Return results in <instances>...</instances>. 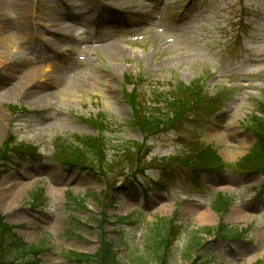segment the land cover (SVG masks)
<instances>
[{"label":"rangeland","instance_id":"rangeland-1","mask_svg":"<svg viewBox=\"0 0 264 264\" xmlns=\"http://www.w3.org/2000/svg\"><path fill=\"white\" fill-rule=\"evenodd\" d=\"M17 4L16 9L0 7V51H14L18 56L12 65L25 60L33 72L28 88L9 93V80L22 73L10 77L0 58V150L10 138L35 147L37 155L9 145V160L0 163V194L8 196L0 201L3 225L42 249V264H93L73 254L97 255L103 239L114 245L124 264H162L151 229L173 218L181 233L177 240L172 237L163 264L264 263V172L231 165L251 152L255 138L245 121L264 102V0ZM62 22L68 25L60 32L55 24ZM132 81L139 85L143 104L163 105L175 87L200 81L218 97L108 170L99 167L94 174L66 165V154H55V144L73 142L74 136L105 137L110 159L127 143L145 144L127 99ZM102 116L108 132L90 123ZM191 141L212 145L225 165L204 170L169 166L172 160L165 159L186 153ZM38 191L44 198L33 206ZM216 193L236 200L222 217L211 208ZM70 196L86 198V208ZM10 199L15 201L12 209ZM207 209L212 220L199 221L198 214ZM122 217L129 219L120 221ZM220 223L229 227V236H194ZM192 236L203 238L201 249L189 250ZM9 240L5 237V244ZM4 251L7 247H0V264L9 261Z\"/></svg>","mask_w":264,"mask_h":264},{"label":"trees","instance_id":"trees-1","mask_svg":"<svg viewBox=\"0 0 264 264\" xmlns=\"http://www.w3.org/2000/svg\"><path fill=\"white\" fill-rule=\"evenodd\" d=\"M202 88L194 87V88H183L180 92H177L172 98L168 99L167 109L171 111V114H163L160 112H143L145 110V105L141 103L137 94L135 95H127L128 101L133 106L135 113L139 114V119L135 121V124L141 130H150L154 133L160 131V127L173 123L174 120H179L183 115H186L187 110L194 107L197 104V101L202 95ZM105 119L101 118L96 121H93L95 129H104L107 127V123H104ZM251 129L254 131L256 138H258L257 146L253 149L251 154L246 157L242 162V165L245 167H264V118L254 117L252 120ZM76 141L78 142L77 146H61V151L64 152L66 165L79 166L81 168H87L94 174H98V168H102L103 170H108L111 168V164L115 162H120L123 158L133 157L134 155L139 153H135L137 146L134 144H128L125 149H123V155H119L118 158L110 159L107 151L106 144L103 138H93V137H84L78 138L76 137ZM134 148V151H131ZM7 151L2 149L0 151V161L5 160L7 157ZM206 153H201L198 156L188 157L187 161L198 162L202 161ZM2 156V157H1ZM123 156V157H122ZM41 193L33 195V201L36 203L40 200ZM215 209L218 212L226 210L229 207V201L226 198L218 196L215 201ZM124 221V218L121 219ZM3 219L0 218V247H7V254L4 251V257H6L9 261L4 262V264H42V262L38 259L41 250L36 247L25 243L22 239L17 237L12 233V227H6L3 225ZM104 227V222L100 223V228ZM221 228V227H220ZM219 230H223L222 228ZM218 230V231H219ZM155 238L154 245L156 246V254L160 260L166 262L167 252L166 248H168L170 239L168 234L173 232V238L175 234L178 232V228L173 223V228L169 222L162 221L158 223L154 228ZM11 234L13 236H11ZM207 235H211V231L208 230L206 232ZM11 237L9 243L5 244V237ZM203 238H195L192 240V245L189 247V250L200 249L202 245ZM11 250V251H10ZM73 256L76 260L91 261L93 264H124L122 263L118 257L117 253L113 249V245L108 243L106 239L102 240L101 244V252L95 256H88L82 254L74 253ZM162 263V264H163ZM256 264H264L262 262H258Z\"/></svg>","mask_w":264,"mask_h":264},{"label":"bare ground","instance_id":"bare-ground-1","mask_svg":"<svg viewBox=\"0 0 264 264\" xmlns=\"http://www.w3.org/2000/svg\"><path fill=\"white\" fill-rule=\"evenodd\" d=\"M8 1L9 0H0V7H3V8L8 7V8L16 9V7H14V6H18L17 3L21 2V0H14L12 3L9 4ZM55 25H56L55 28L57 30H59L60 32H62V30L64 29V26L65 25L67 26L68 23L62 22V23H58ZM52 37H54V36H52ZM52 37L50 39H51V41H54ZM17 56H18V54H15L14 51L11 52L7 48H4L0 51V58L3 59L2 61L4 64V68L8 69V71L10 72V77L13 75L15 76V74H17L18 72H20L19 76H21V73H22L21 78L18 77V80H9V82H13L10 87L6 86L7 87L6 90L9 93H17V92L20 93L25 86H26V88H28V86H29L28 84L31 81V74L33 72V68L29 67V64L25 60H22V62H20V64H18V66H16V65L13 66L12 64H15V59L17 58ZM1 83H3V82H1ZM25 97H23V98H25ZM30 97H33V96H30ZM22 190H23V188L20 191L22 192ZM17 195L18 194L16 193L13 197L15 198V197H17ZM0 197H1L0 201L2 203H4L7 200L8 196L5 193V194H0ZM5 197H6V199H5ZM14 204H15L14 199H10L9 209H12ZM236 214L239 215L240 213L237 212ZM198 215H199L198 216L199 221L204 220V219L212 220V218H213V215L209 209H207L204 213H201Z\"/></svg>","mask_w":264,"mask_h":264}]
</instances>
